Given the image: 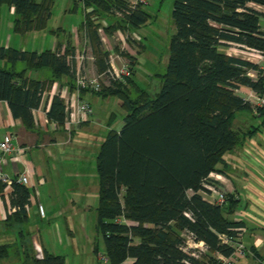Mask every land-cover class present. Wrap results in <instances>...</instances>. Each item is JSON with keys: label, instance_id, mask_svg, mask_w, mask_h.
I'll return each mask as SVG.
<instances>
[{"label": "trees", "instance_id": "16d2710c", "mask_svg": "<svg viewBox=\"0 0 264 264\" xmlns=\"http://www.w3.org/2000/svg\"><path fill=\"white\" fill-rule=\"evenodd\" d=\"M81 2L82 27L94 65L99 75H107L110 53L103 49L100 23L92 17L110 19L105 32L112 34L136 32L151 16L142 5L130 9L128 0ZM53 3L0 0V8L13 9V32L24 35L45 30ZM256 7L264 8V0H173L170 18L174 33L163 73L155 74L161 83L157 93L139 87L132 67L123 82L101 87L96 93L79 90L80 99L86 93L115 98L125 113L121 129L106 134L95 159L96 230L103 238L104 264H215L210 256L204 258L207 261L192 256L184 236L203 243L210 254L231 255L232 248L220 237H233L237 235L233 230L244 229L243 223L226 218L234 213L236 202L229 195L221 206L208 201L205 196L210 191L205 186L218 188L209 176L223 174L224 155L255 133L233 128L236 113L251 112L264 124V106L254 115L251 103L237 93L244 87L263 97L264 78H250L248 71H256L257 66L223 51L236 45L264 52V31L259 24L264 14ZM88 9L90 12H84ZM61 47L57 44L42 52L0 47V102L7 104L12 118L20 120L26 131L39 130L34 111L54 82L66 78L70 90H77L76 74L68 63L75 49L69 41L63 52ZM119 54L132 66L138 59ZM17 63L24 65L20 72L15 70ZM43 70L49 71L46 80L27 77L29 72ZM66 117L65 101L54 96L47 120L62 130ZM4 188L0 181V195ZM30 190L12 184L9 204L14 212L5 219L8 230L21 227L17 231H22L28 224ZM12 250L21 255V264H66L64 256L46 250L37 256L29 239L19 245L0 244V263L11 258Z\"/></svg>", "mask_w": 264, "mask_h": 264}, {"label": "rangeland", "instance_id": "374dc122", "mask_svg": "<svg viewBox=\"0 0 264 264\" xmlns=\"http://www.w3.org/2000/svg\"><path fill=\"white\" fill-rule=\"evenodd\" d=\"M76 2L79 7L75 12L71 11L70 13L68 11L74 7L73 0H54L51 9L52 15L46 24L45 30L40 31L41 33L39 34H31L29 36L16 34L13 30L11 31L13 15L7 6H1L0 36L8 37L10 35L17 39L20 38L18 43V40L13 38V42L16 41V44L13 46L20 47V44L23 43L27 50L31 51L33 46L38 48V45H45L48 39L51 38L52 30L61 29L67 34L73 33V29H78L82 21L80 7L83 8V5L81 0ZM172 3L173 0H146L144 8L150 14L151 18L143 28L136 32H114L107 34L105 32L104 26L106 27V25L104 22L103 24L100 23L98 28L99 30H104V35H106L99 34L101 35L103 49H112L114 51L113 56H118L124 65H127L129 68L132 67L134 78L139 87L147 90L151 94L159 91L161 83L155 77V74L163 73L164 66L168 60L169 40L174 33L170 18ZM85 12L88 13L87 10ZM92 19L96 21L97 16H93ZM106 24L108 23L106 22ZM261 24H263L262 21ZM104 38H106V42H103ZM76 39L78 40V55L83 53L85 57L79 63V75L86 79H93L97 74L95 72V65L90 58L91 52L88 49L87 43L84 44V38L81 34ZM128 51L132 53L134 58H138L135 60L133 66L128 59L121 57L119 54L120 52L128 53ZM129 70V74L131 75V68ZM99 83L101 87L106 88L112 83H115V81L109 75L101 74ZM103 100L102 98H97V101L92 104L95 118L97 116V120H103V118L107 119V112L113 114L111 128L117 131L123 124L122 120L125 113L119 106V100L115 98ZM95 118L94 121L96 120ZM75 126H78V124H75L73 127ZM91 129L81 130L76 144L74 142L72 143L75 144L77 151H70V148H73L72 145L71 147H59V155L56 151L41 150L40 153L47 155V153L52 152L53 154L48 158L49 168L47 170L48 172L44 175L45 180L43 179V181L45 182L43 186H39L35 181L34 188L30 190L33 196H39L47 213L46 220H40L37 217V210L36 212L32 210V223L42 229V237L45 244L53 245L56 250L55 253L64 256L66 264L105 263V259L103 258L105 252L103 238L96 230L98 177L95 158L101 141H99L97 148L91 153L94 146V143L90 140L92 138ZM63 130L65 131L66 129L64 127L62 130L57 128L55 131ZM66 131L69 132L70 130ZM79 147L85 148L78 151ZM25 158H32L34 160L33 156ZM209 179L217 180L220 178L213 174L209 176ZM207 186L208 184H206ZM217 186L220 187L219 185ZM216 189H213L212 192L217 191ZM38 207L39 205L37 209ZM184 238L186 239V250L191 251V255L195 258L207 261L204 258L212 255L207 251L203 243H195L188 236H184ZM34 248L38 254L37 256H40L39 248L36 246ZM15 258L16 254L12 250L11 258L8 260L12 262V259L15 260Z\"/></svg>", "mask_w": 264, "mask_h": 264}, {"label": "crops", "instance_id": "0c3cea01", "mask_svg": "<svg viewBox=\"0 0 264 264\" xmlns=\"http://www.w3.org/2000/svg\"><path fill=\"white\" fill-rule=\"evenodd\" d=\"M78 7L79 6H77V8ZM73 9L74 7L68 12L71 13V11L75 12L77 10ZM80 9L82 12V21L78 29L74 28L73 33L70 34L63 32L61 29L52 30L51 38L48 39V42L45 45H38V48H35V46H33L32 50L29 52H42L48 49L53 50L56 48L57 44H62L60 51L63 52L65 44H67L69 41L70 45L75 49L74 56L71 57L69 64L71 65V69L74 70L76 74L79 68V63L75 59L78 55V40L76 38L79 34L83 36L84 44L87 43L88 49L91 52V57H93L86 32L82 27V22L84 20L82 7H80ZM255 9L261 11L264 14V8L256 7ZM9 10L14 19L13 9L11 8ZM85 11L86 10H84V12ZM87 11L90 12V9H88ZM98 20L101 24H103L104 22V24L106 25V27L104 26V28H107L111 23L110 19H105L108 24H106L104 18H97V21ZM261 21L263 22V24H261ZM259 24L261 30L264 31V18L260 20ZM12 30L13 25L11 26V31ZM100 32H102V30H99V34L106 36L104 35L105 33ZM39 33L41 32L33 31L24 35L29 36L31 34ZM13 38L14 37L10 35L8 37L0 36V47L28 51L23 43L20 44V47L13 46L14 44H16V41L13 42ZM106 38L103 39V42H106ZM14 39L18 40L17 43L20 41V38ZM106 51L110 54H114V51L112 49L109 50L108 48L106 49ZM223 51L228 56H234L250 63L256 64V60L251 58L254 53L252 50L242 49L236 45H230L228 48L223 49ZM128 54L132 55L130 51H128ZM6 66L9 67V65ZM23 69V64L17 63L15 65L16 72H20ZM95 72L98 76H101L97 73V70H95ZM27 77L34 80H46L49 77V71L43 70L38 72H29L27 74ZM237 93L240 97L249 102H254L255 98L258 97V95H256L250 89L244 87L240 88ZM54 96H59L63 101H85L90 104L91 108H93L92 104L97 101V98H100L86 93L80 99L79 92H77L76 90H70L68 80L66 78L62 79L61 81L54 82L51 85L49 91L44 92L40 108L34 111V118L39 128V130H36V133L26 131L20 120H14L12 118L7 104L5 102H0V140H2L3 137L7 134L12 135V146L14 148V152L11 155H2L0 153V173L11 180L17 179V176L24 172L27 173L29 176L30 184L26 187H29L30 189L34 188L35 181L39 186H43L45 182L43 181V179L45 180L44 175L48 172V158H50L53 153H47L46 155L45 153H40L41 150L46 149L48 151H56L58 154L59 147H71L72 145L73 148L71 147L70 151L73 152L74 150H76L75 144L79 139V133L81 132V130H89L90 128H92V138L90 139L94 143L93 149L91 150L92 153L93 150L97 148L99 141H101L102 143L106 134L109 131L113 130L111 128V118L114 117V115L111 113L109 114V112L106 113L107 119L103 118V120H97L96 118L98 117L96 116L95 118V115L93 113L92 117L85 119L80 125L70 129L69 132H67L66 130L51 131L49 130V128L43 127V120L46 118V112ZM119 106L121 108L120 102ZM94 118L96 119L95 121ZM121 127L117 131H119ZM233 128L240 133H246L249 130L255 131V133L251 134V136L245 140L242 146L224 155L223 160L226 165L224 173L211 174L219 176L220 179L212 181L217 183V185H219L220 187L217 186V189L215 188V186L210 187H213L218 192H222L226 196L229 195L233 197L234 201L236 202L234 213L232 215H226V218L230 221L241 222L244 224V232L239 236V238L242 244L245 246L247 254L236 264H264V124L261 122L260 118L253 116L251 112L239 111L238 113H236L233 120ZM73 142L75 144H72ZM91 143L90 145L93 144ZM86 145L88 146L87 143ZM82 148L85 147H79L78 151H80ZM30 156H33L34 160H32V158H25ZM10 193L11 188L5 185V188L0 195V244L19 245L20 242H23L25 239H29L30 241H32L33 247L36 246L39 248L41 254L42 251L46 250L52 254L57 255L55 253L56 250L53 245L50 246V244H45V241L42 237V229L32 223V210H34L35 212L37 210V217L40 220H46L47 218V213L39 199V196L35 197L33 196V194H31L30 204L26 207L28 224L23 227L22 231L18 230L19 232H22V234L26 237H20L17 229L21 230V227H16L12 231L8 230L7 226H5V219L9 214L14 212V208L9 204ZM215 196L216 194L210 191V194L206 195L205 198L208 201H211L213 198H215ZM38 205H41L44 209L43 218L38 213ZM19 251L22 252L23 248H20ZM209 256H211L213 259L219 257V255L217 254H212ZM21 259V255L19 254L16 255L15 260L12 259V262L10 260H4L0 264H21ZM128 264H131V261H128Z\"/></svg>", "mask_w": 264, "mask_h": 264}, {"label": "built area", "instance_id": "2783aa9c", "mask_svg": "<svg viewBox=\"0 0 264 264\" xmlns=\"http://www.w3.org/2000/svg\"><path fill=\"white\" fill-rule=\"evenodd\" d=\"M138 5L145 6L146 5V0H129V8L133 9L137 7ZM254 53L251 57L256 60V66L257 70L256 71H248L247 75L250 78L257 79V77L264 78V52H259V51H254ZM91 61H94L93 57H90ZM71 58H68V63ZM78 63H81L85 57L82 54L77 55L75 58ZM130 68L127 65H124L120 58L118 56H113L110 55L109 57V70L107 71V75L111 77L113 81H119L123 82L125 77H129L130 73ZM100 81V76H96L93 79H86L83 77H80L79 75V68L76 73L75 77V83L77 87V92L79 90L85 89L89 90L90 92H99L101 89V85L99 83ZM249 102V101H248ZM252 105V110L254 115H257V109L260 107L264 106V97H256L254 102H250ZM65 106H66V120L63 125V127L66 130H70L73 128L75 124L80 125L85 119H88L93 116V110L90 106L89 103L85 101H70L66 100L65 101ZM43 127L49 128L51 131H55L58 126L54 123H50L47 118L43 120ZM12 140L13 137L10 134H7L3 137L2 140H0V153L2 155H11L14 152V148L12 146ZM19 152V150H18ZM216 177H218L216 175ZM0 181L5 184L7 187H12L13 183H16L21 186H29L30 180L29 176L27 173H22L17 176V179L11 180L2 173H0ZM206 187V186H205ZM209 191L214 189L213 187H206ZM216 194L215 198H213L210 202H213L217 205H223L225 203V195L222 192L214 191ZM38 212L39 215L43 218L44 217V209L41 205L38 207ZM237 232L236 236L233 237H227V236H221V242L227 246H230L232 248V253L229 257H222L219 256L215 260V264H236L240 259L244 258L247 254L245 246L242 244L240 241L239 236L244 232V229H235L233 230Z\"/></svg>", "mask_w": 264, "mask_h": 264}]
</instances>
